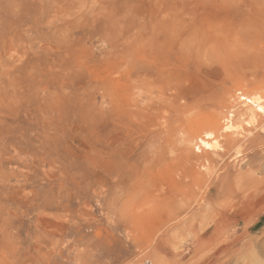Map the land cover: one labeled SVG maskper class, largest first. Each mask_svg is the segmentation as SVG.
Listing matches in <instances>:
<instances>
[{
  "label": "rangeland",
  "instance_id": "1",
  "mask_svg": "<svg viewBox=\"0 0 264 264\" xmlns=\"http://www.w3.org/2000/svg\"><path fill=\"white\" fill-rule=\"evenodd\" d=\"M263 198L264 0H0V264H264Z\"/></svg>",
  "mask_w": 264,
  "mask_h": 264
},
{
  "label": "bare ground",
  "instance_id": "2",
  "mask_svg": "<svg viewBox=\"0 0 264 264\" xmlns=\"http://www.w3.org/2000/svg\"><path fill=\"white\" fill-rule=\"evenodd\" d=\"M244 100H245V99H244ZM252 115H253V114H252ZM252 117H254V115H253ZM252 117H251V118H252ZM263 199H264V198H263ZM263 206H264V205H263ZM263 208H264V207H263Z\"/></svg>",
  "mask_w": 264,
  "mask_h": 264
}]
</instances>
